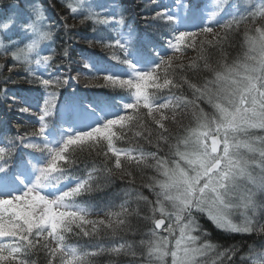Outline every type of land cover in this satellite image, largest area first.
<instances>
[{
  "label": "snow or ice",
  "instance_id": "1",
  "mask_svg": "<svg viewBox=\"0 0 264 264\" xmlns=\"http://www.w3.org/2000/svg\"><path fill=\"white\" fill-rule=\"evenodd\" d=\"M74 3L75 0H68L66 4L74 14H82L87 10L85 19L95 18V22L101 24L112 23L107 17L100 19V13L95 11L98 6L88 3V0H84L79 12ZM260 4L264 6V0H260ZM179 7L185 11L182 17L170 9L156 14L157 18L168 22L166 26L175 34L173 40L167 41V48L172 50L173 55H161L156 52L154 45L139 43V36L131 30L127 33L121 31L114 40L109 36L107 39L112 43H105L104 38L98 41L106 47L118 46L123 58L114 57L118 64L112 67L101 66L92 60L87 61L85 67L97 73H105L103 79L109 87L127 89L128 94L117 93L80 101L81 109L96 117L92 123L81 128L69 124V130L62 127L59 130L54 127L49 129L45 117L50 115V105L46 101L39 117L38 135L44 138L42 145L31 142L24 144L26 148H40V156L32 153L28 154L29 158L19 156L9 166L4 158L11 153V147L0 146V161H3L0 162V237L14 238L9 244L0 242V262L13 264L20 256L23 258L19 264H35V261L27 257L43 249L52 258L59 254L60 264H65L68 257L75 264H90V257L101 252L119 255L133 247L125 242L88 252L66 241L65 234L72 232L73 225L80 228L85 236L92 234L83 229L84 223L94 225L93 233L96 232L95 225L99 224L116 234L126 225L127 217L131 214L128 202L124 201L100 210L108 218L107 223L105 220L85 219L93 214V210L77 203L76 198L91 193L97 187L94 176L97 169L93 168L73 181L74 186L67 190L59 188L60 180L65 178L66 172L58 161L72 163L65 155L70 146L73 150L77 147H99L97 154L106 158H109L108 153L111 152L115 157V169H122L124 163L139 165L147 164L149 158L155 160L152 166L164 179L152 185L158 186L159 191L152 203L150 219L153 227L146 234L149 238L140 241V245L147 249L144 264H163L167 256L171 257V264H206L202 258L215 246L194 234L199 232L194 212L206 214L225 230L251 233L258 227L264 232V224L254 225L247 216L240 225L232 223L230 219L233 212L241 207L255 209V191H264V136L250 134L254 129L264 130V28L256 29L258 36H245L248 50L242 58L231 64L224 63L218 68H211L205 57H199L204 59L203 67L211 72V76L205 78L199 86L189 84V87L194 90L196 99L206 101L214 111L210 115L199 109L194 114L196 127L176 140L173 155L178 159L169 161L157 157L156 153H146L139 147L116 148L113 144L114 138L125 139L127 133L132 132L137 125L144 132L136 131L133 137L143 136L151 143L153 130L140 119L141 108L148 110L145 115L158 126V138L168 143L170 135L165 136L168 129L164 122L169 119L175 121L189 103L185 97L173 91L180 89L183 83H188L185 77L177 78L175 75L172 65L174 58H178L175 54L183 53L184 48H195L199 34L212 33L214 23L220 24L225 30L224 35L213 41L219 44L226 39L228 29L234 24L249 15L254 20L257 15L255 12H229V19L220 23L216 19L213 0H187L186 6L182 0ZM44 11L36 0H14L0 9V52L11 54L16 63L30 64V54L37 47V39L49 36V31L42 30L48 19ZM259 15L264 17V11H260ZM197 20L200 22L198 32L180 30V25L186 21ZM43 60L46 63L50 57L45 56ZM189 67L197 65L193 63ZM29 71H32L31 68ZM41 82L45 86L59 84L58 80L50 79H42ZM127 110H132V113L121 114ZM20 111L27 112L28 108H21ZM213 125L214 132L200 131L210 129ZM209 137L210 144L207 142ZM121 156L125 158L124 161ZM180 161H184L188 167H182ZM257 169L258 172L255 171ZM102 170L109 173L112 171L106 166ZM48 188L57 191L41 195V191ZM49 195L54 196V199H49ZM53 207L65 211H52ZM157 212L160 218L156 217ZM164 218L170 221L166 231L175 239L172 248L168 247V237H161L156 231L164 224ZM176 229L179 230L178 237H175ZM44 233H47L45 241L48 237L55 239L56 248L49 249L47 243H40L38 238ZM250 252L252 254L247 259L252 264H264V252ZM47 264H52V260L49 259Z\"/></svg>",
  "mask_w": 264,
  "mask_h": 264
},
{
  "label": "trees",
  "instance_id": "2",
  "mask_svg": "<svg viewBox=\"0 0 264 264\" xmlns=\"http://www.w3.org/2000/svg\"><path fill=\"white\" fill-rule=\"evenodd\" d=\"M225 1L227 4L224 6L214 5V10L221 17L220 23L229 19L228 13L231 12L229 10L231 4L235 5L237 12H255L257 15L254 20L249 15L240 20L238 24H234L232 28L228 29L226 39L219 44L213 41L224 35L225 30L221 28L220 24L214 23L213 31L217 30L216 32L200 33L196 39L195 48H184L183 53L175 54L178 57L172 61L175 75L177 78L185 77L188 83H183L180 89H173V91L176 95L185 97L189 103L183 112L177 115L175 121L169 119L164 122L168 129L165 136L170 135L168 143L158 138V126L145 115L148 110L141 108L140 119L149 129L153 130V135L150 137L151 143L143 136L133 137V133L136 131L144 132V129L137 125L132 132L127 133L125 139L114 138L113 144L116 148L139 147L146 153H156L157 157L167 160L174 159L173 152L177 138L184 137L188 130L196 127L194 114L199 109H203L210 115L213 113V108L206 101L196 99L194 90L189 87V84L199 86L205 78L211 76V72L203 67L204 59L199 57L201 55L205 57L211 68H218L224 63L231 64L242 58L244 52L248 50L245 36L254 37L253 34H257L255 33L256 29L264 28V17L259 15L260 11H264L260 0H250L249 6L240 0ZM13 2L14 0H0V8H5ZM183 2L186 6L187 0H183ZM36 3L45 10L44 15L48 18L43 31H49V36L42 40H49L50 50L38 55V52H32L30 64L16 63L13 56L9 54L0 55V142H3V146L10 145L11 147V153L4 158L9 166L14 164L19 156L29 158V153L36 156L42 154L41 149L24 147V144L29 142L42 145L44 138L33 130V125L38 122V116L20 111L17 108L19 103L32 106L40 112L47 101L50 105V115L46 117L45 121L49 129L54 127L59 130L62 127L65 130L68 129L69 124L75 126L74 112L72 110L67 112L62 108L63 104L80 107V101H90L117 93L128 94L127 89L109 87L103 79L105 73H97L85 67V63L89 60L96 61L104 67H112L118 64V60L114 57L123 58V53L118 46L106 47L104 43L98 41L104 38L105 43H112L107 39L109 36L114 40L121 31L127 33L131 30L139 36V43L145 46L154 45L156 52L161 55H173L172 50L167 48V41L173 40L175 34L166 26L168 22L157 18L156 14L169 9L174 13L185 12L179 7L182 0H88V3L98 6L95 11L100 13V19L107 17L112 22L101 24L96 23L95 18L85 19L87 10L82 14H74L66 6L65 0H36ZM77 9L79 12L80 7ZM232 13L235 12L232 11ZM198 25L199 23L196 21L189 26L182 24L180 30L198 32ZM190 49L194 54H190L186 58L185 52ZM201 49L202 51H200ZM45 56L50 57L46 63L43 60ZM193 63L197 67H189ZM14 64L15 66H13ZM46 64L48 68L43 74H39L37 68ZM179 65L184 67L181 68ZM29 68L32 71H29ZM42 79L58 80L59 84L45 86L41 82ZM165 93H167V89H165ZM49 99H51V103L48 101ZM64 110L69 113V116L64 114ZM82 112L85 113L83 110ZM131 113L132 110H128L121 114ZM99 151V147L69 149L65 155L72 163L66 164L64 161H58L66 172L65 178L60 180L58 187L67 190L68 187L74 186L73 181L95 168L97 169V172L94 173L97 187L91 193L76 198L77 203L93 210V214L86 216L85 219L89 221L105 220L107 223L108 218L100 210L112 204L119 205L124 201L128 202L131 214L127 217L126 225L116 234H113L111 229H106L99 224L95 225L96 232L93 233L94 225L84 223L83 229L92 234L85 236L80 228L73 225L72 232L65 234L66 241L77 249L88 252L95 251L98 247L110 248L127 242L133 245L130 250L126 249L119 255L107 251L101 252L99 255L90 257V264H144L147 249L140 245V241L149 238L146 234L153 227L150 219L151 209L152 203L156 200V192L159 190L158 186L152 185L159 180L161 175L152 166L155 165V160L152 158L148 159L147 164L124 163L122 169H115V157L112 156V153L109 152V158H106L102 154L98 155ZM121 159L124 161L125 158L121 156ZM105 166L112 171L110 173L103 171ZM42 191L53 193L57 190L48 188ZM52 197L54 196H49V198ZM255 203L257 207L250 209L248 218L253 221L254 225L264 224V195L262 193L258 195ZM52 211L59 212L65 211V209L54 210L53 208ZM97 212L99 214H96ZM158 213H156V217ZM193 215L199 226V231L206 233V240L215 246L206 257L202 258L206 264H252V261L247 259L252 254L250 250L256 253L264 252V232L260 231L258 227L251 233L233 232L222 229L205 214L194 212ZM157 233L159 232L157 231ZM44 236H47V233L38 238L40 243H47L49 249L56 248L55 239L48 237L45 241ZM13 239L12 237H0V242L9 244L13 242ZM173 240L175 239L171 236V247ZM21 258L23 257L18 256L13 264H19ZM27 259L35 261V264H47L49 259L52 260V264H60L59 254L56 258H52L43 249L33 252ZM70 261H72L71 257L66 258L65 264H69ZM0 264H4V262H0ZM72 264H75V261H72Z\"/></svg>",
  "mask_w": 264,
  "mask_h": 264
},
{
  "label": "rangeland",
  "instance_id": "3",
  "mask_svg": "<svg viewBox=\"0 0 264 264\" xmlns=\"http://www.w3.org/2000/svg\"><path fill=\"white\" fill-rule=\"evenodd\" d=\"M66 1V3L68 2V0H65ZM240 2H244L245 4H246V6H249V2H250V0H240ZM84 3V1L83 0H75V3H74V6L75 7H77V8H79V7H81V5ZM219 4H221L222 6H224V5H226L227 4V2L225 1V0H219V3L217 4L216 3V0H213V5H219ZM258 6H260V5H258ZM0 9H3V8H0ZM229 10L232 12H237V10H235V5L234 4H231L230 5V7H229ZM177 14H178V16H184L185 15V12H182V13H179V12H176ZM5 15H8V13H5ZM216 19H221V17H219L218 15H217V13H216ZM197 22L199 23V21L197 20ZM192 23L191 22H185L183 25H186V26H188V25H191ZM43 30V29H42ZM47 30V29H46ZM217 30H215V31H213V32H216ZM212 32V33H213ZM255 33H257V32H255ZM258 36V33L257 34H253V36ZM254 36V37H255ZM41 48H43V51H41ZM47 50H50V43H49V40H47V39H45V40H40V39H38L37 40V47L34 49V51L33 52H38V54H40V53H43V52H45V51H47ZM185 54H186V58H188V56L190 55V54H194L193 53V51H192V49H190V51H188V52H185ZM0 55H2V56H5V55H7V54H5L4 52H0ZM9 55H11V54H9ZM30 56H31V54H30ZM165 56V55H164ZM30 60H31V57H30ZM15 62V61H14ZM19 64H24L23 62H19ZM48 67L46 66V65H41V66H39L38 68H37V72L39 73V74H43L44 73V71L47 69ZM122 78H124V79H127V77H122ZM50 103H51V99H49L48 100ZM25 107H27L28 108V111L27 112H30V114H33V115H35V116H38V122L36 123V124H34L33 125V130L37 133V135H38V133H39V117H40V115H41V111L39 112L38 111V109H36V108H34V107H32V106H29V105H27V104H20L19 103V105H18V107L17 108H19V110L21 109V108H25ZM62 108H64L67 112L68 111H70V110H72L73 112H74V114L76 115V124H77V127L76 128H81V127H83L84 125H86V124H90V123H92L95 119H96V117H94V116H90L87 112H85V113H83L82 112V109L78 106V105H70V104H63V106H62ZM65 110H64V114L66 115V116H69L68 114L69 113H67V112H65ZM128 111V110H127ZM214 111V110H213ZM122 113H125V112H122ZM45 120H46V117H45ZM45 123H46V121H45ZM47 124V123H46ZM48 125V124H47ZM48 129H46V131H47ZM65 130H67V129H65ZM69 130V129H68ZM200 131H211V132H214L215 131V127H214V125L210 128V129H200ZM251 135H257V136H264V130H260V129H254V130H251V133H250ZM0 140H1V138H0ZM209 144L211 143V137H209L208 138V141H207ZM0 146H3V142L0 144ZM50 147H51V145H50ZM37 149H40V148H37ZM69 149H72V146H70V148ZM176 159H178L177 157H174V159H171V160H169V161H173V160H176ZM180 163H181V166L182 167H188L187 165H186V163L184 162V161H180ZM169 166H171V164H169ZM255 171H257L258 172V169L257 170H255ZM161 175V174H160ZM164 179V177L161 175L160 176V178H159V180H163ZM158 180V181H159ZM158 190H159V188H158ZM262 193L263 195H264V191H261V190H259V189H257L256 191H255V195H254V198L256 197H258V195L260 194V193ZM43 195H47L46 193H42ZM41 194V195H42ZM256 198H255V200H256ZM254 200V201H255ZM54 208V210H57L58 208H55V207H53ZM252 207H249V208H243V207H241V208H239L238 209V211L237 210H235V212H233V214L231 215V217H230V219H231V221H232V223H234V224H240V223H242L243 221H244V219H245V216H249V212H250V209H251ZM206 215V214H205ZM207 216V215H206ZM158 217H160V214L158 213V216H157V218ZM115 219V218H114ZM168 221H169V219H168ZM170 222V221H169ZM215 223V222H214ZM216 224V223H215ZM168 225L169 224H166V226L164 227V229L163 230H166L167 229V227H168ZM217 225V224H216ZM160 231L158 234L161 236V237H168V239H169V245H168V247L169 248H172V247H174V243H175V240H173V242H172V247H171V243H170V237H171V235H169V233H168V231L167 232H164V231ZM194 234H196V235H200L201 236V240L203 241V240H206V238H205V235H204V233H202V232H197V233H194ZM179 236V230L178 229H176L175 230V237H178ZM168 260V261H167ZM163 264H171V257L170 256H167V257H165L164 258V261H163Z\"/></svg>",
  "mask_w": 264,
  "mask_h": 264
},
{
  "label": "water",
  "instance_id": "4",
  "mask_svg": "<svg viewBox=\"0 0 264 264\" xmlns=\"http://www.w3.org/2000/svg\"><path fill=\"white\" fill-rule=\"evenodd\" d=\"M165 223H166V220L164 219V224H163V225H161V227H160L158 230H161V229H162V227L165 225Z\"/></svg>",
  "mask_w": 264,
  "mask_h": 264
}]
</instances>
